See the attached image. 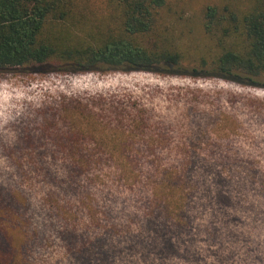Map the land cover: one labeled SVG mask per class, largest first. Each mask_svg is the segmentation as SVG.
<instances>
[{"label": "rangeland", "instance_id": "rangeland-1", "mask_svg": "<svg viewBox=\"0 0 264 264\" xmlns=\"http://www.w3.org/2000/svg\"><path fill=\"white\" fill-rule=\"evenodd\" d=\"M85 2L105 14V0ZM210 4L250 0H170L161 14L186 65ZM0 253L1 264H264V89L0 70Z\"/></svg>", "mask_w": 264, "mask_h": 264}, {"label": "trees", "instance_id": "trees-1", "mask_svg": "<svg viewBox=\"0 0 264 264\" xmlns=\"http://www.w3.org/2000/svg\"><path fill=\"white\" fill-rule=\"evenodd\" d=\"M169 1L105 0L106 12L98 15L85 0H0V70L149 72L264 89V0H250L246 8L210 4L200 9L197 49L202 53L187 65L183 40L178 45L174 27L161 15ZM156 196L168 214L176 215L170 194ZM181 212L182 207L174 221ZM92 257L84 264H93Z\"/></svg>", "mask_w": 264, "mask_h": 264}]
</instances>
